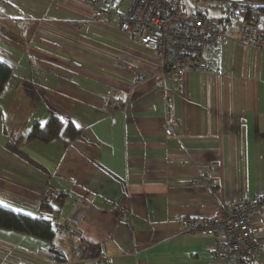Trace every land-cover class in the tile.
Returning a JSON list of instances; mask_svg holds the SVG:
<instances>
[{"label":"crops","instance_id":"obj_1","mask_svg":"<svg viewBox=\"0 0 264 264\" xmlns=\"http://www.w3.org/2000/svg\"><path fill=\"white\" fill-rule=\"evenodd\" d=\"M191 1L221 13L214 0ZM213 53L214 70H184L178 91L168 77L159 88L155 52L94 19L84 0H0V61L11 68L0 94V206L42 219L43 190L60 189L56 215L79 230L42 219L54 230L46 238L0 225V264H47L80 242L110 264H226L207 251L211 236L182 233L180 221L264 192V52L230 35ZM109 100L125 107L105 111ZM53 116L79 134L28 138ZM207 172L212 191L192 183ZM262 212L263 248L251 264H264Z\"/></svg>","mask_w":264,"mask_h":264},{"label":"built area","instance_id":"obj_2","mask_svg":"<svg viewBox=\"0 0 264 264\" xmlns=\"http://www.w3.org/2000/svg\"><path fill=\"white\" fill-rule=\"evenodd\" d=\"M93 7V18L114 21L120 31L132 40L155 52L160 69L155 74L156 85L161 88L166 77L179 90L181 73L194 69L199 72L214 70V53L224 42L233 39L256 51L264 52V14L253 0H214L213 6L220 9L218 16H208L191 10L187 0H84ZM144 80V75L135 77V83ZM121 101H106L105 111L123 108ZM171 95L165 96L164 133L171 135L176 126ZM211 164L208 165V169ZM193 179L197 185L207 184L213 190L208 172ZM65 192L53 187L43 190L42 204L53 207ZM264 192L233 207L218 206L206 216H184L180 221L181 232L189 235H208L213 243L207 251L226 264H251L262 250L259 239L263 228L255 219L263 215ZM39 217L49 221L57 230L79 234L65 222L59 221L56 213L41 209ZM110 264L109 255L97 246L80 242L70 248L63 257L51 256L47 264Z\"/></svg>","mask_w":264,"mask_h":264},{"label":"trees","instance_id":"obj_3","mask_svg":"<svg viewBox=\"0 0 264 264\" xmlns=\"http://www.w3.org/2000/svg\"><path fill=\"white\" fill-rule=\"evenodd\" d=\"M259 5V11L264 14V0H253ZM188 4L194 6L196 11L200 12V8L195 6L191 0H187ZM11 74V68L5 63L0 61V94L5 87V84ZM79 129L75 128L71 122L63 123L62 120L53 116L49 121L43 125H35L28 135L29 139L38 138L41 140H48L55 136L63 139L65 143H69L78 134ZM60 202V201H59ZM40 209H49L51 211L56 210L53 207L41 204ZM0 225L22 230L25 232L33 233L35 235L43 236L46 238H52L54 230L50 223L45 220L38 219L27 215L16 214L10 209L0 206Z\"/></svg>","mask_w":264,"mask_h":264},{"label":"snow or ice","instance_id":"obj_4","mask_svg":"<svg viewBox=\"0 0 264 264\" xmlns=\"http://www.w3.org/2000/svg\"><path fill=\"white\" fill-rule=\"evenodd\" d=\"M29 215H31V214L29 213Z\"/></svg>","mask_w":264,"mask_h":264}]
</instances>
